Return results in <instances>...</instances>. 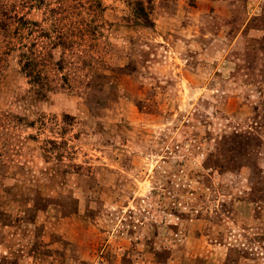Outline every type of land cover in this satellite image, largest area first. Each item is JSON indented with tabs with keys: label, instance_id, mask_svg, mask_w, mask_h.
I'll return each instance as SVG.
<instances>
[{
	"label": "rangeland",
	"instance_id": "obj_1",
	"mask_svg": "<svg viewBox=\"0 0 264 264\" xmlns=\"http://www.w3.org/2000/svg\"><path fill=\"white\" fill-rule=\"evenodd\" d=\"M0 264H264V0H0Z\"/></svg>",
	"mask_w": 264,
	"mask_h": 264
},
{
	"label": "trees",
	"instance_id": "obj_2",
	"mask_svg": "<svg viewBox=\"0 0 264 264\" xmlns=\"http://www.w3.org/2000/svg\"><path fill=\"white\" fill-rule=\"evenodd\" d=\"M24 23H25V22H24ZM26 24H28V23L26 22L25 25H26ZM23 56H24V55H22V57H23ZM24 59H25V58H24ZM25 60H26V62H25L24 65H23V71H25L26 74H27L28 76L33 77L34 79H37V77L32 76V75H36V76H37V74L34 73L33 66L31 67V65H30V63L33 62V59L30 57V58H27V59H25Z\"/></svg>",
	"mask_w": 264,
	"mask_h": 264
}]
</instances>
